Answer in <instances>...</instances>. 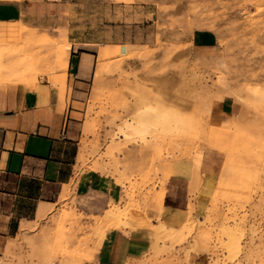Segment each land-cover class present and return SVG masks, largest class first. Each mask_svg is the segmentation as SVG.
I'll return each instance as SVG.
<instances>
[{
    "label": "rangeland",
    "instance_id": "rangeland-1",
    "mask_svg": "<svg viewBox=\"0 0 264 264\" xmlns=\"http://www.w3.org/2000/svg\"><path fill=\"white\" fill-rule=\"evenodd\" d=\"M46 23L0 24V84L61 87L73 43L97 52L78 160L116 191L96 216L65 207L20 232L0 264H85L109 230L136 227L151 239L128 264H264V0H76L48 10ZM197 31L216 46L195 50ZM215 93L245 110L241 127L209 124ZM207 149L224 165L201 185ZM182 161L195 178L185 224L173 230L157 220L159 199Z\"/></svg>",
    "mask_w": 264,
    "mask_h": 264
},
{
    "label": "crops",
    "instance_id": "crops-1",
    "mask_svg": "<svg viewBox=\"0 0 264 264\" xmlns=\"http://www.w3.org/2000/svg\"><path fill=\"white\" fill-rule=\"evenodd\" d=\"M74 1L0 0V24L45 28L48 10H64ZM191 43L195 50L207 51L217 42L211 32L197 31ZM97 62V52L73 43L61 87L47 82H39L35 89L30 82L0 84L5 88L0 90V257L15 252L20 232L53 212L67 207L75 216H96L114 198L113 180L78 160L85 133L83 110ZM210 107L211 126L228 129L246 121L245 110L223 94L215 93ZM223 158L215 150L203 151L197 166L201 185L215 183ZM193 173L191 162L182 161L164 174L157 220L169 229L185 224ZM150 239L147 227L109 230L85 264L131 263L146 252Z\"/></svg>",
    "mask_w": 264,
    "mask_h": 264
},
{
    "label": "bare ground",
    "instance_id": "bare-ground-1",
    "mask_svg": "<svg viewBox=\"0 0 264 264\" xmlns=\"http://www.w3.org/2000/svg\"><path fill=\"white\" fill-rule=\"evenodd\" d=\"M13 64L12 66H9L8 68H5V70L3 71V73L7 72V73H11L13 71ZM16 67L18 68V64H16ZM67 68V60L65 61L64 65H63V71H65V69ZM29 71V70H28ZM58 71H61V69H58ZM12 74V73H11ZM26 75V74H25ZM16 78V77H14ZM26 78V77H25ZM55 80V79H54ZM8 81H11V79H8ZM10 83V82H9ZM164 189V188H163ZM164 232H169L168 229L162 224L160 223L158 225V233H164Z\"/></svg>",
    "mask_w": 264,
    "mask_h": 264
}]
</instances>
